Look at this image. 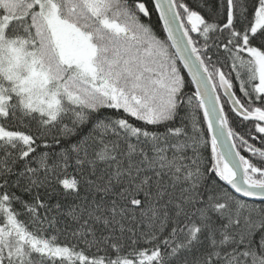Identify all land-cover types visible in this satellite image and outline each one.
<instances>
[{
	"label": "snow or ice",
	"instance_id": "1",
	"mask_svg": "<svg viewBox=\"0 0 264 264\" xmlns=\"http://www.w3.org/2000/svg\"><path fill=\"white\" fill-rule=\"evenodd\" d=\"M0 264H264V0H0Z\"/></svg>",
	"mask_w": 264,
	"mask_h": 264
}]
</instances>
